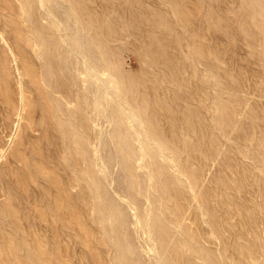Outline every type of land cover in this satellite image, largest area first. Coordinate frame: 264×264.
Returning <instances> with one entry per match:
<instances>
[{"label":"rangeland","instance_id":"374dc122","mask_svg":"<svg viewBox=\"0 0 264 264\" xmlns=\"http://www.w3.org/2000/svg\"><path fill=\"white\" fill-rule=\"evenodd\" d=\"M31 1L0 0V264H113L114 243L80 182L93 172L97 132L73 72L36 56L34 30L52 37ZM76 1L182 173L183 190L152 162L170 175L165 186L159 176L166 218L209 264H264L262 1ZM60 100L68 116L81 107L78 129L68 118L59 127ZM92 179L96 199L109 201Z\"/></svg>","mask_w":264,"mask_h":264},{"label":"bare ground","instance_id":"6f19581e","mask_svg":"<svg viewBox=\"0 0 264 264\" xmlns=\"http://www.w3.org/2000/svg\"><path fill=\"white\" fill-rule=\"evenodd\" d=\"M260 1L264 5V0ZM30 6L38 9L41 24L52 37L49 41L46 35L34 30L30 37L35 38L33 49L36 56L49 63L56 60L59 68L73 72L86 99L87 120L97 132L96 142L92 144L93 172H85L80 182L92 197L94 220L102 227L104 225L106 230L104 243H114L112 263L140 264L137 260L141 259L136 254L139 249L140 255L148 257L149 264H209L206 253L192 251L162 210L159 176L163 179V172L170 180L169 174L173 175L175 179L172 182L183 190L180 183L184 181L182 173L171 152L154 138L145 120L143 106L132 100V88L125 84L124 75L113 68L89 17L83 14L76 0H32ZM23 15L28 17V11L25 10ZM43 81L47 84L46 77ZM60 102L58 108L61 107L62 116H55L59 127L64 129L65 119L68 118L69 127L66 128L78 129L74 115L80 112L81 107L75 105L71 113L75 117L72 123L71 114L68 116L64 110L72 108L70 102ZM60 120L64 122V127ZM134 161L137 162V172L130 165ZM153 161L165 166L169 174L165 171L157 173V168L151 166ZM92 176L104 181L109 201H103L101 197L100 204V200L96 199L94 194L100 197L102 191L93 187L96 184ZM163 181L165 186L167 182ZM189 192L195 194L192 189ZM141 200L143 204H139ZM202 222L208 224L205 215ZM210 238L215 242L219 239L215 233ZM165 242L171 247L174 261L168 255Z\"/></svg>","mask_w":264,"mask_h":264}]
</instances>
